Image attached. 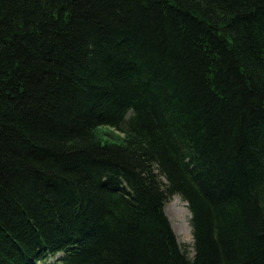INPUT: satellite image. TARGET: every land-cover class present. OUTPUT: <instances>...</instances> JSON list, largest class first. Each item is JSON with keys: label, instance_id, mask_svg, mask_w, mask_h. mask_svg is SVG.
Here are the masks:
<instances>
[{"label": "trees", "instance_id": "trees-1", "mask_svg": "<svg viewBox=\"0 0 264 264\" xmlns=\"http://www.w3.org/2000/svg\"><path fill=\"white\" fill-rule=\"evenodd\" d=\"M0 264H264V0H0Z\"/></svg>", "mask_w": 264, "mask_h": 264}, {"label": "rangeland", "instance_id": "rangeland-1", "mask_svg": "<svg viewBox=\"0 0 264 264\" xmlns=\"http://www.w3.org/2000/svg\"><path fill=\"white\" fill-rule=\"evenodd\" d=\"M97 137L100 138L101 142H114L117 143L122 139V135L107 127H100L96 131ZM175 208V213H168ZM188 212V213H187ZM164 213L171 225L173 232L176 235L177 241L186 250L189 258L193 257V239L190 228V212L187 207V203L181 200L178 196L171 197L164 206Z\"/></svg>", "mask_w": 264, "mask_h": 264}, {"label": "bare ground", "instance_id": "bare-ground-1", "mask_svg": "<svg viewBox=\"0 0 264 264\" xmlns=\"http://www.w3.org/2000/svg\"><path fill=\"white\" fill-rule=\"evenodd\" d=\"M165 210L168 212V209L167 208ZM175 211H176L175 208H172L168 213H172L173 214V213H175Z\"/></svg>", "mask_w": 264, "mask_h": 264}]
</instances>
